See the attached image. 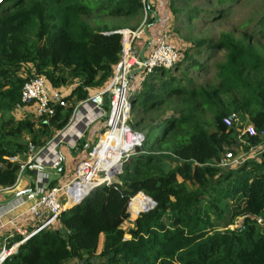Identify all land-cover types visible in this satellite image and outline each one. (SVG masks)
I'll list each match as a JSON object with an SVG mask.
<instances>
[{"label": "trees", "instance_id": "obj_1", "mask_svg": "<svg viewBox=\"0 0 264 264\" xmlns=\"http://www.w3.org/2000/svg\"><path fill=\"white\" fill-rule=\"evenodd\" d=\"M169 6L179 12L175 2ZM148 7L145 24L151 25V0ZM143 16L141 0L0 1V189L25 182L20 167L29 155L45 148L75 107L113 77L124 24L104 18L137 19L125 24L134 29ZM258 23L264 28V13ZM259 35L264 38V30ZM178 39L174 66L155 68L129 96L128 124L144 140L117 180L93 188L1 264H77L78 258L82 264H264V143L239 132L247 125L264 130V44L247 32ZM205 51L207 57L223 51L224 58L214 66L213 81L197 84L189 69L203 68L197 56ZM36 76L66 105L52 97L53 115L36 117L29 105L16 118L22 87ZM232 114L238 122L228 127L224 119ZM88 147L83 137L67 147L68 163L85 159ZM64 168L61 180L74 176V166ZM45 184L62 187L58 178ZM139 192L155 202L152 209L144 211L151 202L136 197ZM128 212L137 217L125 231ZM238 218L241 225L230 229ZM21 239L13 235L5 246ZM4 242L0 238V251Z\"/></svg>", "mask_w": 264, "mask_h": 264}, {"label": "built area", "instance_id": "obj_2", "mask_svg": "<svg viewBox=\"0 0 264 264\" xmlns=\"http://www.w3.org/2000/svg\"><path fill=\"white\" fill-rule=\"evenodd\" d=\"M141 2L144 11L141 24L134 29L124 28L117 31L121 35L122 50L121 59L115 67L113 77L104 88L95 92L75 107L68 125L63 129L64 131H60L64 134L68 132L70 127L75 124L78 116H81L82 119L88 116L89 121L86 120L87 124L102 119L104 124L97 135L96 141L89 149L87 157L77 162L71 182L62 187H52L50 189L40 187V196L35 200H33L36 196L35 193L31 191L27 193V199L32 200L31 204L28 205L27 211L39 219L41 223L31 232L12 225L13 233L21 235L22 239L11 243L8 248L5 244L3 245L0 251V264L27 238L51 224L69 204H72V206L77 204L96 186L102 183L109 184L115 180L116 176L121 173L123 164L134 154L136 148L142 145L144 140L143 134L133 130L128 124V120L130 119V102L129 96L126 95L127 85L129 80L135 75H130V72L143 66V70L136 73H144L142 79L138 80L136 86L138 88L145 76L155 68L171 69L177 61L178 55L170 32L162 28L154 38L153 47L149 51H146L145 62H141L134 45L136 41L145 35L144 26L149 11V0H141ZM61 96V93L49 90L43 77H32L24 83L21 90L20 102L16 105V109L23 110L26 106L32 105L36 117L50 116L54 114L52 97L55 101H58L59 105H66L65 101L60 99ZM106 103L107 107L105 108ZM237 122L238 118L235 114L224 119V123L228 127ZM83 125L85 127V124ZM83 129L80 130V136ZM239 132L240 135L247 133L250 136H258L262 143H264V130L258 132L252 125H247L244 128H239ZM78 136H73L74 142L72 143V148L69 149L75 147V141ZM57 143L58 145L55 148L56 153H54L53 149L46 151L47 147L38 151L43 158L37 161L38 163H34L35 166L33 167L40 174V177L37 178L39 182H43L47 178V173L42 170L45 169L46 165L48 169L57 170L63 164V156L58 151L60 141ZM52 152L53 155L51 154ZM48 156L51 158L47 159ZM231 158V154L227 153L226 161ZM43 161H45V164H43ZM31 162L32 159L28 158V161L21 165L20 175L25 173L26 166ZM5 189L7 188L0 189V191ZM60 193L65 197V201L63 202L60 201ZM23 204H25V201L20 203V205ZM2 217L3 215H0V219ZM12 221L8 223L13 224Z\"/></svg>", "mask_w": 264, "mask_h": 264}, {"label": "rangeland", "instance_id": "obj_3", "mask_svg": "<svg viewBox=\"0 0 264 264\" xmlns=\"http://www.w3.org/2000/svg\"><path fill=\"white\" fill-rule=\"evenodd\" d=\"M170 1H172L173 4L175 2V6L178 7L179 12L174 14V22L172 24L173 26L165 29L170 32L171 39L173 40L172 42L175 45L176 50L177 48L179 49L180 47V42L178 37L184 39L189 38V40L193 42L195 39L198 38L216 39L222 32H231L236 37H241L242 32H247L250 35H252V41L254 43L259 41L260 43L264 44V38H262L259 35V30H264V28L260 27L258 23V19L264 13V0H170ZM194 8H198L199 10L198 12L195 13V15L194 12H192ZM219 10H221L223 15L215 19L216 16L220 15ZM188 16L192 17V19H190L189 21L186 19V17ZM106 19L108 20L109 23L112 24L123 23L124 25L126 24L130 27L133 26L137 21V19L125 20L124 18H109V17L108 18L105 17L104 21ZM90 23L94 24L92 20L90 21ZM184 44H187V42L184 41ZM206 53L207 52L205 51L200 56H197L199 63L203 65V68L201 70H198V68L189 69L190 77L193 78L197 84H206L213 81L214 70H215L214 66L216 63L221 62L224 58L223 51L212 52L208 54V56L211 55L210 57H207ZM176 74H178V72H176ZM138 80L139 78L137 79V77L135 78L132 77L129 80L127 85V93H126L127 96H130L131 91L136 89ZM26 110L27 108L17 111L14 113V116L16 118H19L22 115V112ZM168 115H170V111H167L164 115L160 116L157 122L161 120V118H164ZM139 117L147 118L148 116L146 114L143 115L142 113L139 115ZM103 122L104 121L102 119L97 120L95 123L93 122L94 124L97 123L96 127L93 123L87 124V121L85 123L82 122V125L85 124V127L83 131H81L82 133L81 136L80 135L79 136L80 138L83 137L84 140H87L89 147L85 150L86 152L89 151L92 144L96 141L97 135L100 132L99 130H101V128L103 127ZM160 132H161L160 130H156L155 135H159ZM61 134L63 135L64 133L58 132L54 136V138L51 141H49L46 147H49L52 141L58 139V141H60L59 146L64 145L69 148H72L71 146L72 143L74 142L73 136H69L68 139H63L61 138L62 137ZM79 136L75 141V145L77 141L80 139ZM59 150L61 151L63 156H66L64 153L66 149L65 150L59 149ZM51 154L53 155V152ZM239 157H242V155H240ZM28 158H31L32 163L36 164L38 163L37 161H39V159L40 158L42 159L43 157L40 156L39 152L37 153L32 152ZM28 158L26 162L28 161ZM49 158L51 157L48 156L47 159ZM45 161H43V164H45ZM28 165L29 167L32 166V164H28ZM28 165L26 166V169L28 168ZM115 180H117V177L115 178ZM139 195L140 193L136 195V197H138ZM59 197L61 198L60 200L61 202L65 200L62 193L59 194ZM143 199L144 197H141L138 200H143ZM136 217L137 215L135 217H131L129 213V218L123 223L122 228L125 231H127L131 227L132 221ZM241 223H242V218H238L235 221V224L230 226L229 228L235 229L239 227ZM101 241H102V236L100 237V242ZM69 264H73V261H71Z\"/></svg>", "mask_w": 264, "mask_h": 264}, {"label": "crops", "instance_id": "obj_4", "mask_svg": "<svg viewBox=\"0 0 264 264\" xmlns=\"http://www.w3.org/2000/svg\"><path fill=\"white\" fill-rule=\"evenodd\" d=\"M171 4L174 5L173 2L170 0H151V5L153 6V8L150 10V12H151V14H153L152 13V11H153L155 13V16H156V18H154V15H153L152 24L151 25L148 24L149 25L148 29H149V32L151 34V38H155L156 35L159 33L160 29L167 28V26L168 27L173 26L172 24L174 22V11H171V8L169 6ZM142 19L140 20V24L142 22ZM125 26L126 25H124V28H129V27H125ZM145 41H146V39H145ZM145 41L143 42L142 38L140 40L136 41L134 47L137 50L138 55H139V52H140L141 48L143 47ZM135 77H137V74H135L133 76V78H135ZM137 79H138V77H137ZM64 91H65V93H67V90H64ZM77 119L78 120H76L75 124L69 129L68 132H66L64 135H62L61 138L68 139L69 136H74V135L78 136L80 133V130L84 128V125H82V122L85 123L86 120L89 121L88 116L83 118V119L81 118V116H78ZM94 125H97V123ZM60 147H59V149H64V150L67 149V146L62 145ZM59 149H58V151H60ZM64 153L66 156H63V164L61 165V167L59 169L51 170V169H48L47 165H46L45 169H42L43 172L47 173V178L48 177L49 178L50 177L58 178V180H60V184L62 186L71 182L74 176H72L71 178H68V179H64L65 178L64 177L61 180V177H59L60 176L59 173L62 172V169L64 167L65 168H64L63 172L67 173L73 168V166H74L73 169H75V166L77 164V163H75L73 165V163H72L70 165L68 163V161L71 160L69 157V154H67V152H64ZM39 160H41V158ZM32 166H35V164H33ZM32 166H30V167L28 166L27 169L32 170L31 174H32L33 180H31V177H30L31 174H28L25 171V173L22 175L26 180L25 182H20L17 185H14L10 188H7L5 190L0 191V215H3V217L0 219V238L3 241H5L4 243H2L3 245L6 243V240H8L10 237H12L13 235H17V234L13 233V226H17V227L21 228L22 230H27L28 232L35 230L37 227V221L39 219L35 218L32 214H30L27 211L28 205L31 204L32 200L27 199L26 195L28 192L31 191V192L36 194V196L33 200L37 199L40 196V187H43V189H44V187H46V184H45L46 180H44L43 182H39L37 180V178L40 177V174ZM63 197H64V195H63ZM22 201H25V204L20 205V203ZM11 220H13L12 221L13 224L8 223Z\"/></svg>", "mask_w": 264, "mask_h": 264}, {"label": "water", "instance_id": "obj_5", "mask_svg": "<svg viewBox=\"0 0 264 264\" xmlns=\"http://www.w3.org/2000/svg\"><path fill=\"white\" fill-rule=\"evenodd\" d=\"M152 13H153V15H154V18H156L155 13H154L153 11H152ZM148 27H149L148 24H146V25L144 26V31H145V35H146V41H145L143 47L141 48V50H140V52H139V58H140V60H141L142 63L145 62V60H146V58H145V53H146V51L148 50V48L150 47V45H151V43H152V38H151L150 33L148 32ZM142 70H143V66H140V67H138V68H136V69L131 70L130 75H134V74H136V73H138V72H140V71H142ZM106 118H107V116H106ZM57 142H58V139H55L54 141H52V142L50 143L49 147H47L46 151H48V150L51 148V149H53L54 153H56L55 148H56V145H58ZM46 151H45V152H46ZM40 156H42V155H40ZM139 193L144 194L143 192H139ZM139 193H138V194H139ZM138 194H137V195H138ZM134 197H135V196H134ZM134 197H133V198H134ZM147 197H148V199L150 200L151 204H150V206H149L147 209H145L144 211H148L149 209H152V208L154 207V205H155V202H154L149 196H147ZM133 198H132V199H133ZM132 199H131V200H132ZM70 207H72V204H69V206H67L64 210H66V209H68V208H70ZM144 211H141V212H144ZM77 261H78L77 264H82V261H83V260L80 259V258H78Z\"/></svg>", "mask_w": 264, "mask_h": 264}]
</instances>
